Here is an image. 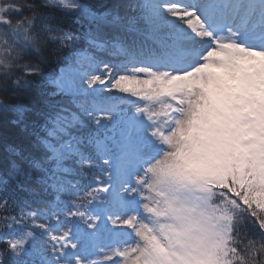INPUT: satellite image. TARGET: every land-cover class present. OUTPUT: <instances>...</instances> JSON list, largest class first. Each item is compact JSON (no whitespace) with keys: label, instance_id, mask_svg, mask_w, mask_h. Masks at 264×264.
<instances>
[{"label":"snow or ice","instance_id":"snow-or-ice-1","mask_svg":"<svg viewBox=\"0 0 264 264\" xmlns=\"http://www.w3.org/2000/svg\"><path fill=\"white\" fill-rule=\"evenodd\" d=\"M135 8L0 0V92L75 104L0 177V264H264V0Z\"/></svg>","mask_w":264,"mask_h":264},{"label":"trees","instance_id":"trees-1","mask_svg":"<svg viewBox=\"0 0 264 264\" xmlns=\"http://www.w3.org/2000/svg\"><path fill=\"white\" fill-rule=\"evenodd\" d=\"M81 2L94 12L105 13L111 12L116 7L117 0H81ZM123 2V6L131 16L136 12L135 6L143 3V0ZM81 23L83 28L80 30L87 31L90 22L84 19ZM105 31L110 32L111 28L106 27ZM67 55H69L67 51L62 52L59 58H53L42 64L44 74H58L60 68L74 66L71 65V61L64 60ZM26 79L30 81L27 85L10 87L8 91L0 92V177L10 170L13 162L23 163L25 157L39 155L41 148L37 146L38 137H43L45 134L44 126L48 115H53L60 107L75 110L73 97L66 93L52 95L55 86L46 79L39 75L27 76ZM64 178L73 182L80 181L83 184L82 178L73 173H65Z\"/></svg>","mask_w":264,"mask_h":264},{"label":"rangeland","instance_id":"rangeland-1","mask_svg":"<svg viewBox=\"0 0 264 264\" xmlns=\"http://www.w3.org/2000/svg\"><path fill=\"white\" fill-rule=\"evenodd\" d=\"M124 0H117V2L115 3L116 4V7L111 11V12H118L120 15H124L125 13H127V8L124 7ZM128 14V13H127ZM129 15V14H128ZM62 69H67L70 73H77L79 71H81V69L75 67V66H72V67H63L59 70V73ZM83 71H87V69H83ZM58 73V74H59ZM67 94V93H66ZM70 95V94H68ZM71 96V95H70Z\"/></svg>","mask_w":264,"mask_h":264}]
</instances>
